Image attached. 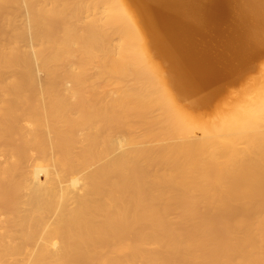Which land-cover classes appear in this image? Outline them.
Masks as SVG:
<instances>
[{"label": "bare ground", "instance_id": "obj_1", "mask_svg": "<svg viewBox=\"0 0 264 264\" xmlns=\"http://www.w3.org/2000/svg\"><path fill=\"white\" fill-rule=\"evenodd\" d=\"M233 3L243 63L264 0H0V264H264V77L183 103Z\"/></svg>", "mask_w": 264, "mask_h": 264}, {"label": "rangeland", "instance_id": "obj_2", "mask_svg": "<svg viewBox=\"0 0 264 264\" xmlns=\"http://www.w3.org/2000/svg\"><path fill=\"white\" fill-rule=\"evenodd\" d=\"M238 12L237 4L233 3L230 13L219 16L214 21L222 28L220 31H218L220 28L207 25L202 34L190 36L196 43L197 47L193 51L198 54L199 59L205 57L202 60L203 63L211 64L220 71L216 79L206 86H200L194 97L183 100L186 106L199 99L209 100L199 109H204L198 114L204 120L214 118L216 113L222 111L227 103L238 95L246 93L264 77V46L257 56L248 55L247 61L243 63L235 57L232 48L225 47L230 36L235 35L234 32H238ZM218 19H221L220 22ZM239 27L241 29V26ZM174 54L179 55L175 50ZM156 60L167 75L173 76L169 61L159 57H156ZM183 66L188 74H191L187 64L183 63ZM40 76L42 77L43 74L40 73Z\"/></svg>", "mask_w": 264, "mask_h": 264}]
</instances>
